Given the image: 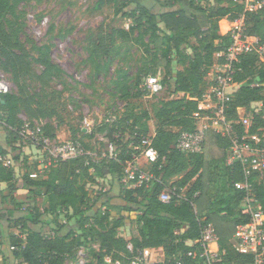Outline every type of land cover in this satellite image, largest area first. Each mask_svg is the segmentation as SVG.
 I'll use <instances>...</instances> for the list:
<instances>
[{
	"label": "trees",
	"instance_id": "1",
	"mask_svg": "<svg viewBox=\"0 0 264 264\" xmlns=\"http://www.w3.org/2000/svg\"><path fill=\"white\" fill-rule=\"evenodd\" d=\"M26 1L0 0V71L10 76L17 88L16 93L3 95L4 104H0L10 146L21 139V113L32 121L47 120L45 135L57 139V129L63 123L64 107L60 102L66 93L72 92L67 73L53 62L52 45H38L28 37L25 14L21 10ZM147 1L98 0L99 9L113 6L115 18L132 21L127 30L112 28L89 32L85 47L86 63L94 77L107 76L113 61L118 58L122 61L111 86L113 95L126 103L125 111L121 118L102 124L92 135H104L107 143L103 147L112 144L117 157L110 158L104 153L95 159L86 154L52 165L40 180L26 177L28 185L44 196L48 215L57 217L65 210L72 213L71 218L76 219L78 226L69 233L59 230L53 237L45 238L31 227L39 223V218L28 215L19 223L21 235L10 236L9 248L17 261L65 264L76 260L79 250L85 248L90 264H105L106 257L130 264L145 250L162 248L165 260L158 264H176L180 258L186 264H201V246L188 243L199 240L202 227L212 223L225 263H253L254 258L238 254L231 245L236 226L249 218L242 216L245 192L237 189L238 184L245 182L243 168L240 163L227 164L229 141L210 131L202 154H185L175 148L182 133L195 130L193 113L197 111V102L193 99L201 97L207 73L215 63L222 62L216 55L230 46V36L220 34V22L238 20L244 14V3L170 0L172 9L154 12L146 5ZM247 18L249 34L264 40V10L248 14ZM132 49L141 51L134 77L125 63ZM175 64L182 69L176 72L173 93L183 97L161 101L154 107L153 114L137 110L131 101L148 96L141 87L142 79L144 83L147 77L162 76V84L167 85ZM234 83L238 90L227 120L243 136L241 118L250 117L256 103H264V63L257 55L240 58ZM150 122L155 125L153 144L160 155L158 162L148 170L155 180L148 186L130 189L122 182L126 164L139 154L135 148L149 136ZM262 128L264 120L256 115L249 133L255 135ZM127 133L132 141L123 144ZM78 134L83 138L87 136L82 129L73 132V136ZM73 141L84 146L81 138ZM215 177L219 178L220 187L218 195L213 197L210 191ZM108 178L119 182V195L102 192L91 203L93 191L89 186ZM14 180V172L0 166V182L14 186ZM253 183L255 196L264 210V182H259L255 176ZM164 190L174 192L169 203L159 199ZM123 228L129 229V240L120 234ZM0 244L3 246L2 242ZM128 245H132L133 252ZM189 254L192 257H188Z\"/></svg>",
	"mask_w": 264,
	"mask_h": 264
},
{
	"label": "rangeland",
	"instance_id": "2",
	"mask_svg": "<svg viewBox=\"0 0 264 264\" xmlns=\"http://www.w3.org/2000/svg\"><path fill=\"white\" fill-rule=\"evenodd\" d=\"M97 3L98 0H27L21 6L26 18L25 31L28 37L38 45H52L53 62L67 73L66 80L72 87V92L66 93L60 102L64 107L62 110L63 123L57 129V141L70 142L81 138L85 149L95 159L98 155L105 153L107 147H103V144L107 141L104 139V135L99 133L92 137L93 133L97 132L102 124L121 118L126 103L113 95L111 86L116 71L122 66L121 58L113 61L107 76L94 77L86 63L88 58L85 49L86 38L92 31H99V29L107 31L112 28L127 30L132 24L129 19L115 18L113 6H105L103 9H99ZM146 5L152 8L154 12L172 9L170 0H149ZM231 27L230 21L220 22V34L225 35ZM123 54L125 55L124 51ZM140 55L141 51L137 49L130 50L129 54L126 55V67L133 77L137 73V60ZM181 69V66L174 65L173 77L169 80V84L164 85L165 91L161 95L145 96L138 100H132L131 103L137 107V110H148L153 114L154 107L161 101L182 98L183 95L173 93L174 78L176 72ZM0 73L9 82H12L10 76L2 71ZM150 77H155L162 83V76ZM143 79L141 87L143 86ZM57 89L60 90L61 87L58 86ZM13 91L14 93L17 92L14 84ZM19 118L22 125L23 121L33 122L24 113H21ZM42 121L46 125L47 120ZM7 129L6 124H0V150L5 151L6 149L8 153L9 150L11 151L10 153L15 160V167L13 168L15 180L14 186L0 182V218H3L0 219V232L3 235V238L0 239V243H3V246L0 244V264H24L14 259L9 247L10 236L12 234L21 235V224L19 223L28 215L39 218V223L31 224V227L39 231L45 238L53 237L59 230L63 234L69 233L77 229L78 224L75 218H71L72 213L66 215L65 219L61 215L56 217L46 213L48 204L44 196L39 194L38 189L28 185L26 177L34 181L45 177L46 174L44 173L46 172H42L40 169L41 162L48 164L51 158L48 153H45L43 147L34 146L28 139L10 146ZM80 129L87 135L86 137L83 138L80 134L73 136V132ZM123 139V144L132 141L129 133ZM138 163L144 169L152 168V165L143 158H139ZM215 180L216 182L210 191L213 197L218 195L217 189L220 187L219 178L215 177ZM89 188L93 191L91 203L96 201L102 192L110 191L112 196H118L120 192L119 182L112 178L100 181L98 185L89 186ZM91 203L90 205H92ZM98 207H100V203ZM64 220H66L65 224ZM16 222L18 226H16ZM128 230L123 228L120 230V234L126 237ZM75 262L76 260H68L65 264H75Z\"/></svg>",
	"mask_w": 264,
	"mask_h": 264
},
{
	"label": "built area",
	"instance_id": "3",
	"mask_svg": "<svg viewBox=\"0 0 264 264\" xmlns=\"http://www.w3.org/2000/svg\"><path fill=\"white\" fill-rule=\"evenodd\" d=\"M244 3V14L235 22L226 33L230 36V46L216 55L222 60L215 63L212 70L208 73L205 81L206 88L198 99L197 111L193 113L195 120V130L184 132L180 135L175 148L185 154H202L208 132H213L229 141L227 164L233 165L240 163L245 175V182L238 184L237 189L245 192L242 202V216L249 218L247 222L236 226V232L231 240L232 248L240 255L251 256L253 263H264V210L258 202L253 191V178L256 176L259 182H264V128L259 133L251 135L250 128L253 125L255 116H261L264 120V103H256L253 114L241 118V124L245 133L241 136L237 130L228 123L227 112L236 94L238 87L235 85L237 66L243 55L255 54L264 63V40L257 36L250 35L247 28L248 14L258 13L264 10V0H235ZM143 89L148 96H159L164 91V85L155 77H147L143 83ZM13 83L9 82L0 73V104H4L3 95L13 94ZM3 112L0 109V124L3 121ZM20 131V140L31 141L34 146L43 147L51 160L48 164L41 162L42 172L47 171L52 165L74 160L78 157L89 154L79 141L59 142L57 139H50L45 135L43 121L27 122L23 121ZM155 137V136H154ZM154 137L143 138L140 145L135 149L139 152L131 161L126 164L123 183L130 189H135L143 185H149L155 180L152 173L142 170L138 166L139 158H143L147 163L154 165L159 160V152L154 147ZM11 151L0 152V166L12 170L15 167V160ZM106 156L116 158V149L109 144L105 152ZM45 174V173H44ZM174 197V192L164 190L159 195L160 201L169 203ZM62 218L69 213L61 211ZM66 220H64V224ZM190 246L200 245L202 252L199 255L201 264H230L225 263L223 253L220 249L219 238L216 228L212 223L202 227L201 237L197 241H190ZM214 247V248H213ZM130 252H133L132 245H128ZM188 257H192L189 254ZM88 251L81 248L78 252L75 264H90ZM105 264H122L121 261H113L110 257L104 259ZM93 264H99L95 262ZM130 264H149L144 256V252L136 255ZM176 264H186L183 258L178 259Z\"/></svg>",
	"mask_w": 264,
	"mask_h": 264
},
{
	"label": "crops",
	"instance_id": "4",
	"mask_svg": "<svg viewBox=\"0 0 264 264\" xmlns=\"http://www.w3.org/2000/svg\"><path fill=\"white\" fill-rule=\"evenodd\" d=\"M222 22H228L227 20H223ZM226 35V34H225ZM224 36V35H223ZM213 68V67H212ZM212 70V69H211ZM210 70V71H211ZM209 71V72H210ZM208 72V73H209ZM207 73V75H208ZM207 77V76H206ZM205 77V79H206ZM153 125V127H152ZM149 129H150V134L149 136L151 137H154L155 134H156V131H155V126L153 124V122H150L149 123ZM138 166L148 172V169H144V167H142L139 163H138ZM150 170V169H149ZM128 233L126 234V239L129 240L130 239V234H129V231H127ZM5 250V247L3 248ZM144 256L146 258V260L148 261V263H161L165 260V253H164V250L162 248H156V249H147L144 251Z\"/></svg>",
	"mask_w": 264,
	"mask_h": 264
}]
</instances>
